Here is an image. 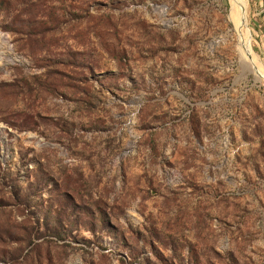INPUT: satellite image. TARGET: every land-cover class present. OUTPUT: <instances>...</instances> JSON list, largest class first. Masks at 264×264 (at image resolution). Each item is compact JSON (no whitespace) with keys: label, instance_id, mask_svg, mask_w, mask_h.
Here are the masks:
<instances>
[{"label":"rangeland","instance_id":"obj_1","mask_svg":"<svg viewBox=\"0 0 264 264\" xmlns=\"http://www.w3.org/2000/svg\"><path fill=\"white\" fill-rule=\"evenodd\" d=\"M232 4L0 0V264H264V0Z\"/></svg>","mask_w":264,"mask_h":264},{"label":"bare ground","instance_id":"obj_2","mask_svg":"<svg viewBox=\"0 0 264 264\" xmlns=\"http://www.w3.org/2000/svg\"><path fill=\"white\" fill-rule=\"evenodd\" d=\"M232 4V17L238 22L241 21L243 13H245L247 7V0H231Z\"/></svg>","mask_w":264,"mask_h":264}]
</instances>
